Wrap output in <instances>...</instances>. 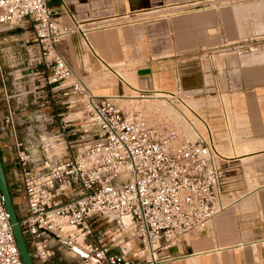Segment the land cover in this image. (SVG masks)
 Wrapping results in <instances>:
<instances>
[{
  "label": "built area",
  "instance_id": "1",
  "mask_svg": "<svg viewBox=\"0 0 264 264\" xmlns=\"http://www.w3.org/2000/svg\"><path fill=\"white\" fill-rule=\"evenodd\" d=\"M210 1L193 0L190 8ZM61 8H67L64 1ZM17 24L29 26L31 37L22 51L0 52V129L13 137L16 182L8 184L12 198L21 197L13 201L34 264H55L61 246L77 256L75 264H166L168 256L160 251L224 207L227 159L210 123L173 91L160 90L180 101L181 114L185 107L192 110L185 119L194 139L166 120L151 122L127 110L118 95L92 91L56 45L73 30L86 39L95 27L62 22L47 0H0V29ZM41 75L53 94L60 93L61 103L62 95L72 96L83 114L79 127L68 128L60 115L57 126L28 129L26 141L18 135L15 88L25 76ZM29 87L24 92H34ZM157 91L139 89L137 96L145 99ZM70 134L77 136L69 139ZM0 264H23L1 191Z\"/></svg>",
  "mask_w": 264,
  "mask_h": 264
},
{
  "label": "crops",
  "instance_id": "2",
  "mask_svg": "<svg viewBox=\"0 0 264 264\" xmlns=\"http://www.w3.org/2000/svg\"><path fill=\"white\" fill-rule=\"evenodd\" d=\"M62 1L67 8H61ZM192 1L47 3L58 11L62 22L76 20L95 27L87 31L86 39L73 30L56 45L73 74L92 91L126 97L129 87L137 93L157 89L187 96L220 139L233 134L241 141L238 145H244L241 148L254 151L240 156L243 162L264 156V0H213L199 9L190 8ZM168 7L171 12H160ZM30 37L31 28L26 25L2 28L0 52L4 48L22 51V43ZM140 68L149 70L138 73ZM7 69L11 75L13 68ZM128 75L136 77L134 84L126 81ZM25 77L13 98L20 137L29 141L28 129L57 126L60 115L68 128L80 126L83 112L78 101L62 95L61 103L60 93L51 92L43 75L34 80ZM27 85L34 86V92H24ZM17 96L26 104H17ZM44 100L48 103L42 106ZM12 143L13 137L0 129V150L10 186L16 182ZM238 192L228 196L230 200L221 197L224 207L210 220L160 251L168 256L166 264H264V181ZM66 258L61 246L54 255L55 264Z\"/></svg>",
  "mask_w": 264,
  "mask_h": 264
},
{
  "label": "rangeland",
  "instance_id": "3",
  "mask_svg": "<svg viewBox=\"0 0 264 264\" xmlns=\"http://www.w3.org/2000/svg\"><path fill=\"white\" fill-rule=\"evenodd\" d=\"M171 11H172L171 8L168 7L166 10L160 11V12L169 13ZM127 78L129 79V81L127 79L126 81L130 82L131 84H134L136 81V77H134L133 75H128ZM101 81L104 82L103 80ZM125 93H127L128 96L126 97L121 96L120 98H117L116 100L118 101L120 105L124 106L127 110L137 111L151 122L166 120L170 123V125L176 124L175 126L178 128V130L181 128L179 131L181 134H183L184 137L189 138V139L195 138V134L191 131L188 123L185 120H183V122L180 121L181 116L178 113V111L180 110V108L182 109L183 106L176 97L168 96L169 98H166L167 96L161 93H158V94L156 93V94H153L149 98L143 99L142 97L137 96V92H133L129 87H127V91H125ZM181 97L185 101H188L187 96H181ZM183 111H184V108H183ZM197 111L203 116V113L200 108H197ZM185 113L184 115H186ZM177 120L180 122H178ZM176 122L179 124H177ZM184 134H191L192 137L188 135H184ZM215 135H216V140H217L216 142L217 147L218 149H220V152L224 154H228V152H231V155H233L232 151L234 147H237L235 150L237 154L252 153L251 152L252 150L249 147L241 148L244 145L243 144L238 145L241 143V141L235 138L233 134H231L230 136L226 135V138L224 140L220 139L217 134ZM69 149H71V153H72L73 148H69ZM222 165L225 169V179L223 182L224 192L222 196L224 201H225L224 198H226L227 200L231 199V198H228V196L232 195V197H235L238 193H240L238 192V190L242 189L243 187L250 189L257 183L264 181L260 179V176L264 175V156L263 155H261L260 157L256 159H252L246 163L243 162V160L240 157L239 158L238 157L228 158L222 163ZM228 192H231V193L228 194ZM13 199L14 200L16 199V201L21 202V197L16 196L15 198L14 194H13ZM17 214L19 215V212ZM62 248L64 252L66 253V254L64 253V255L67 257L66 258L67 261L66 259L62 260V264H75L78 259L77 256L73 255L72 251L67 250L64 247Z\"/></svg>",
  "mask_w": 264,
  "mask_h": 264
},
{
  "label": "water",
  "instance_id": "4",
  "mask_svg": "<svg viewBox=\"0 0 264 264\" xmlns=\"http://www.w3.org/2000/svg\"><path fill=\"white\" fill-rule=\"evenodd\" d=\"M148 70H149L148 68H140L137 71L138 73H144V72H147ZM0 191L3 197L5 208L9 215V221L12 226V230L15 236L16 244L18 246L22 262L23 264H34L29 247L24 239V236L20 228L15 203L13 201L10 188H9V184H8V178L6 175V170H5L1 150H0ZM67 245L69 247H72L74 250H76L80 254H83L82 250H80L77 246L70 245V244H67Z\"/></svg>",
  "mask_w": 264,
  "mask_h": 264
},
{
  "label": "bare ground",
  "instance_id": "5",
  "mask_svg": "<svg viewBox=\"0 0 264 264\" xmlns=\"http://www.w3.org/2000/svg\"><path fill=\"white\" fill-rule=\"evenodd\" d=\"M217 1H218V0H217ZM213 2H214V1H213ZM156 93H157V94H158V93H161V94L167 96L166 98H169V97H168L169 95L166 94V92H164V91H157ZM156 93H155V94H156ZM120 97H121V96H116V98H120ZM185 102H186V104H188L192 109H194L196 112H198V111H197V108L193 107L192 104L190 103V101H185ZM184 107H185V106H184ZM185 108H186V107H185ZM185 108H184V113L186 112L185 114H186L187 116L193 115V114H192V110H190L189 108H188V109H185ZM178 113H179L180 116H181V120H180V121H182V122H183V120L186 121V119H185L186 115L181 114V112H179V111H178ZM198 113H199V112H198ZM199 114H200V113H199ZM200 115H201V114H200ZM167 116H168V115H167ZM169 117H170V116H169ZM169 117H168V118H169ZM165 118H166V116H165ZM195 119H196V118H195ZM177 121H178V120H177ZM180 121H178V122H180ZM174 122H175V120H174ZM176 123H177V122H176ZM177 124H179V123H177ZM182 124H183V123H182ZM182 124H181V125H182ZM175 125H176V124H175ZM175 125H174V126H175ZM197 127H198L199 129H200V127H201L199 121H197ZM180 129H181V128H180ZM180 129H179V130H180ZM190 129H191V131L195 134V130H194L193 128H191V127H190ZM189 132H190V131H189ZM182 135H183V134H182ZM184 135H188V136H191V137H192L191 134H184ZM193 139H194V138H193ZM219 150H220V149H219ZM232 152H233V151H232ZM221 153H222V152H221ZM234 153H235V155H234ZM234 153H233L234 156L231 155V152H228V154H224V153H222V154H223V156H225L226 159H228V158H237V157L239 158L240 156L244 157L245 155L248 156V155H251V154L254 153V152H252V153H247V154H242V153H241V154H237V152L234 151ZM240 158H241V157H240Z\"/></svg>",
  "mask_w": 264,
  "mask_h": 264
}]
</instances>
